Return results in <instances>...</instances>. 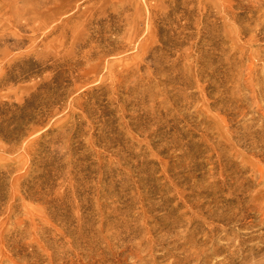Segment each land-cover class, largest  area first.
<instances>
[{"label":"rangeland","instance_id":"rangeland-1","mask_svg":"<svg viewBox=\"0 0 264 264\" xmlns=\"http://www.w3.org/2000/svg\"><path fill=\"white\" fill-rule=\"evenodd\" d=\"M67 1L0 0V264H264L226 202L264 171V0Z\"/></svg>","mask_w":264,"mask_h":264},{"label":"bare ground","instance_id":"bare-ground-1","mask_svg":"<svg viewBox=\"0 0 264 264\" xmlns=\"http://www.w3.org/2000/svg\"><path fill=\"white\" fill-rule=\"evenodd\" d=\"M77 0H68L67 3H73ZM243 161L249 163L251 168L260 175V181L248 185L247 187L239 186L235 187L231 185L227 187L228 190V201L230 210L235 209V216L241 218H253L258 217L260 219L259 225H264V171L253 162L248 160L247 156L243 157ZM260 188H257V187ZM254 189V192L253 190ZM256 214V215H255Z\"/></svg>","mask_w":264,"mask_h":264}]
</instances>
